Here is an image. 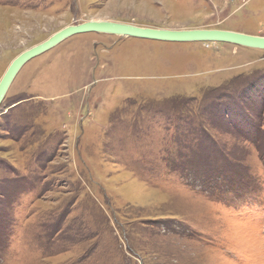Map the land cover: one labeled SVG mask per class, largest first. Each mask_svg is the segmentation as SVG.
Segmentation results:
<instances>
[{
  "label": "rangeland",
  "instance_id": "obj_1",
  "mask_svg": "<svg viewBox=\"0 0 264 264\" xmlns=\"http://www.w3.org/2000/svg\"><path fill=\"white\" fill-rule=\"evenodd\" d=\"M88 21L264 37V0H0V80ZM0 254L264 264V50L89 32L26 63L0 104Z\"/></svg>",
  "mask_w": 264,
  "mask_h": 264
},
{
  "label": "water",
  "instance_id": "obj_2",
  "mask_svg": "<svg viewBox=\"0 0 264 264\" xmlns=\"http://www.w3.org/2000/svg\"><path fill=\"white\" fill-rule=\"evenodd\" d=\"M101 33L119 37L145 39L165 43H226L239 47L264 50V37L246 35L224 30H173L156 28H139L132 25L109 21H88L79 25L65 27L54 33L41 44L25 50L9 65L0 80V104L11 83L21 68L33 58L51 50L65 39L82 33Z\"/></svg>",
  "mask_w": 264,
  "mask_h": 264
},
{
  "label": "trees",
  "instance_id": "obj_3",
  "mask_svg": "<svg viewBox=\"0 0 264 264\" xmlns=\"http://www.w3.org/2000/svg\"><path fill=\"white\" fill-rule=\"evenodd\" d=\"M178 160V159H177ZM183 166L184 165H179V166H177V167H174V166H170V169H168L169 170V172L170 173H173V174H177V173H179V174H181L182 172H184L185 171V169L183 168ZM190 172V171H189ZM176 176H178V175H176ZM1 255L2 254H0V257H1Z\"/></svg>",
  "mask_w": 264,
  "mask_h": 264
},
{
  "label": "bare ground",
  "instance_id": "obj_4",
  "mask_svg": "<svg viewBox=\"0 0 264 264\" xmlns=\"http://www.w3.org/2000/svg\"><path fill=\"white\" fill-rule=\"evenodd\" d=\"M123 24V23H122ZM128 25V24H127ZM132 26H134V25H132ZM137 27V26H136ZM139 28H142V27H139ZM133 38V37H132ZM41 44V43H40ZM11 64V63H10ZM9 67V66H8ZM7 70V69H6ZM6 72V71H5ZM4 75V74H3ZM3 77V76H2Z\"/></svg>",
  "mask_w": 264,
  "mask_h": 264
}]
</instances>
